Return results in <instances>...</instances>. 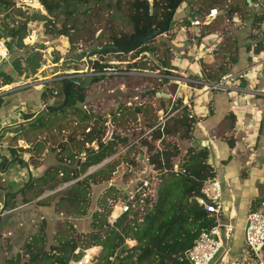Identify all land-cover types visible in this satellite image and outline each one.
I'll list each match as a JSON object with an SVG mask.
<instances>
[{
  "label": "trees",
  "instance_id": "16d2710c",
  "mask_svg": "<svg viewBox=\"0 0 264 264\" xmlns=\"http://www.w3.org/2000/svg\"><path fill=\"white\" fill-rule=\"evenodd\" d=\"M45 14L36 12L32 16L22 7H17L15 0H0V39H4L9 48L10 54L15 49L23 50L26 47V41L30 37V25L35 20L44 22L46 32L67 36L74 43L73 35L80 33L77 28L76 19L80 14L89 16L93 13L99 17L102 10H108L113 20L117 17L122 19L126 16L125 23L129 30L123 28H109V32L102 34L106 37L104 44L107 46H126L133 43L134 38L140 35L151 33L154 30L164 28V22L171 16L172 9L176 0H39ZM198 0H182L177 7L173 16L171 29L174 28L180 12V6L186 2L190 6L191 12L188 16L181 19V27L186 29L191 26V21L196 18L206 19L214 2H199L197 7L193 3ZM256 0H244L246 6L254 5ZM92 5H94L92 7ZM233 11L236 12L234 9ZM244 19L247 15L243 14ZM106 19V18H105ZM251 25H258L262 30L264 25V14H254ZM111 27V26H110ZM100 37V35H99ZM155 40V39H154ZM153 41V40H152ZM150 41V42H152ZM204 39L198 41L202 43ZM131 53L137 55L143 52L147 45ZM260 42H258L259 44ZM103 45H100V47ZM234 54L233 63H238L239 51ZM219 50V49H218ZM260 51V48L256 49ZM38 52H27L23 59L14 60V67L18 75L29 78L37 73L41 68V60ZM125 55L117 54L116 58ZM101 57V56H100ZM60 57L55 59L58 62ZM95 61V60H94ZM94 69H101L99 62H94ZM230 72L219 67L217 72H205L206 80L211 83H218L223 77ZM170 75V72H164ZM172 75V74H171ZM2 77L1 85L11 84L13 78L4 72H0ZM66 81H61V85ZM46 86V85H45ZM47 86L46 90L41 93L42 103L48 104L50 97L55 93L63 96V88ZM86 92L77 85H72L69 95L68 109L73 112L77 109V102L85 100ZM60 102L55 105H59ZM3 105V98L0 96V108ZM181 108L182 115L176 120V131L178 135L185 140H191V132L196 119L191 114L190 108L183 105L181 101L176 102L172 110ZM128 113L136 115L142 112L141 106L135 108H126ZM57 114V113H54ZM34 113H27L22 119L27 120L34 117ZM125 112L119 106L116 113H113L114 119L117 116H123ZM63 119V116H61ZM92 128L85 132L87 126L83 127L81 132L83 148L79 151H72L80 143L79 140L71 146H60L57 164L50 166L45 173L36 178L24 191L25 195L33 191V197L41 196L45 191H52L56 188L68 184L58 193V207L67 206L72 212L76 211L82 215L87 214L90 208V194L92 186L99 183L109 182L113 176L115 160L123 154L113 158L110 162L97 170L89 173L93 166L101 164L106 159L118 154L122 148L128 147V141H122L111 138L104 141L107 132L105 119L99 116L96 118L93 114L82 115V120L91 122ZM57 117H53L52 123H56ZM113 120V119H112ZM48 124L39 118L31 124L21 125V131L13 137L18 139L26 136L38 127L45 128ZM164 130V127H163ZM185 130V131H184ZM165 131V130H164ZM184 133H183V132ZM162 134L165 135V132ZM160 133V137L162 135ZM230 144L232 146V141ZM86 143H96V147H86ZM132 149L130 146L128 149ZM45 149L44 143L38 141L34 148H17L12 149L11 153L15 158L20 157V153L34 151L42 154ZM162 149V148H161ZM179 150V149H178ZM64 151L68 154L61 156ZM33 153V152H31ZM178 152L170 150H160L152 154L149 158V164L158 170L155 177L158 176L156 192L153 197H146L141 202V197L136 194L135 199L131 202L128 211L121 213L114 222L109 221V214L112 211V205L123 196L119 188L110 185L109 192L103 195L99 201L98 209L92 213V221L88 231H75V236L62 235L66 227L75 229L71 222L67 221L58 228L54 237L55 244L48 246L46 234V221L39 223V230L27 239L23 250L27 259L23 264H69L71 261H78L84 255V250L91 247L100 246L101 249L95 254L90 264H191L187 259V252L194 246L200 233L204 230L211 229L216 225V218L210 212H207L202 205L198 203L197 197L201 196V188L208 178L215 176L214 168L208 163L210 152L207 148L188 147L184 155H178ZM178 157V158H177ZM178 165L172 161L178 160ZM33 162V156H30ZM73 165L75 167L66 166ZM133 164L132 162H129ZM128 163V164H129ZM24 166L23 162H18ZM176 167V168H175ZM71 182V183H70ZM60 193V194H59ZM2 195V194H1ZM112 197L113 202L109 205L108 198ZM52 196L43 198L40 203L44 204ZM9 202V201H8ZM263 209L264 199L257 198L252 210ZM64 229V230H63ZM68 233H71L68 231ZM129 242H134L130 244ZM264 254V250H263ZM9 264L19 263L17 259L8 260Z\"/></svg>",
  "mask_w": 264,
  "mask_h": 264
},
{
  "label": "rangeland",
  "instance_id": "374dc122",
  "mask_svg": "<svg viewBox=\"0 0 264 264\" xmlns=\"http://www.w3.org/2000/svg\"><path fill=\"white\" fill-rule=\"evenodd\" d=\"M199 2H207V4L214 2L212 8H216L218 14L210 25H200V27L194 31L195 36L193 37L197 41L194 54L196 55L198 53L197 50H199V45H201L198 41L204 39L203 42L208 46L209 43L206 44V38L220 37L219 50L212 54L213 57L211 61L208 63H206V61H199L201 69L203 72L211 70L217 72L219 67L222 66L229 72H233L235 66L233 58L234 54L236 52L238 53L237 49L244 47L249 51L251 47L257 48L260 44L257 42V45H255L256 41L261 38L262 30L258 25L252 26L251 23L255 13L259 15L264 14V0H256L255 4L251 7L246 6L244 0H198L196 3H193V7L196 8ZM93 6L94 5H92V7ZM204 6L205 11H210V5L206 7L205 4ZM234 9L236 12L233 11ZM23 10H26L32 16L36 13L35 9L27 6H25ZM108 12V10H102L99 17L94 16L93 13L89 16L80 14L76 19L77 28L80 30V33L73 35L74 43H72L67 36L54 34L48 31L46 32L44 22L35 20L30 25V37L29 40L26 41V47L23 50L15 49V51L10 54L9 58L0 64V72L9 74L14 80L9 85L0 86V93L8 89L16 91L18 88H21V90L36 88L38 91L46 90L49 94L46 88L48 85L60 88V83L56 79L59 78V76H69L77 72L84 76L87 73H91L95 85L90 92L87 93L85 102L79 103L78 101L76 103L77 106L83 109L86 103L97 107L95 110L106 116L103 119L108 121L111 119L112 121L111 124L109 123L108 126H106L107 132H109L111 136L112 132H114L122 137H128V147L122 148L118 154L101 163L105 165L120 153L123 154L115 160L113 176L110 181L92 186L90 208L87 214L82 215L76 211L72 212L67 206L57 208L62 211L63 215L61 217H63V219L57 222L58 225H55L54 228L56 229V233L58 232V228L67 221L71 222L75 228L70 229L66 227V231H63L62 235L75 236L74 230L86 232L90 229L92 213L94 210L98 209L99 201L107 192L110 193V195L113 193L108 190L110 185H113L116 189L119 188L120 190L129 192L139 178H150L151 189L156 188L159 179L158 176L154 177V174H156L158 170L149 164V158L156 150L179 151L178 155H184L190 146V142L183 137L180 138L176 131L177 125L175 122L182 115V110L181 108L172 110L173 105L178 102L171 97L175 88L174 86L165 87V80L160 77L164 72L174 74L171 60L173 56L174 58L176 57L175 60L180 59L177 54V44L171 42L174 36V28L166 35H162L150 42L146 49L137 55L126 54L125 56L116 58L114 54H111L106 57H94V62H99V64L104 67L101 69H94L93 65L92 69L88 70L85 55L92 50L105 47L106 37L102 34L108 33L109 28H113L114 30L117 28L129 30V26L125 23L126 16H124L123 19L117 17L113 20L112 15L106 17ZM243 14L247 15V19L242 17ZM1 18H3V15L0 16V19ZM190 38H192V36H190ZM100 45L103 46L100 47ZM27 52H38L41 60V68L35 75L29 78L18 75V71L13 63L14 60H22ZM184 52L182 63L184 69H186V67L189 68L190 63L185 57L190 54L187 49ZM57 57H60V59L58 62H55ZM200 58H202V56L199 57V59ZM248 58L252 60L251 56L247 57V59ZM173 64L176 65L175 63ZM95 72L98 74L93 75ZM2 79L3 78L0 77V85ZM62 100L63 96L61 94H54L50 97L49 104L55 105L58 102L61 103ZM118 104H121L120 106L123 108L125 115L117 116L114 119L112 113L116 111L115 109H117ZM39 105H42V101H40ZM137 106H141L142 112L137 114V118L135 119L133 114L127 112L126 108H135ZM27 113H30V111H27ZM27 113H22V115L24 116ZM108 114H111V116H108ZM60 115V113L54 114L49 112L43 114L40 117L41 120L45 121L50 127H38L30 132L27 131V135L22 137L26 143L41 141L45 144L47 149H53L56 161L58 157L56 149H59L61 145H72L73 148V146H75L73 145L74 142L79 140L80 143L77 145L78 147L72 151L77 152L83 148V135L80 136L83 129H81L80 125L75 127L76 119L73 117V114L68 115L66 120L61 119ZM23 116H21V118H23ZM51 116L58 118L56 123L51 124ZM162 120L163 123L160 124ZM162 132H165V135L162 134ZM160 133L162 134L161 137ZM32 145L34 146V144H31L30 147ZM88 145H90V147H96V143L94 145L86 144L85 146L88 147ZM130 146H133V148L128 149ZM31 149L33 148L31 147ZM67 154L68 151H64L61 156ZM34 155L39 158L41 154L34 152ZM40 158H42V156ZM178 161L179 159L172 161V163L178 165ZM40 162L41 161L38 159L37 163ZM129 162L133 163V173H127L125 169L127 165H130ZM101 164L91 167L88 172L91 173L97 170L100 168ZM66 166L75 167V164ZM22 167L26 171V175H24L22 181L25 184L27 181V169H25V165L21 166V168ZM151 170L156 173H153ZM68 184H64L60 187L63 189ZM262 192L261 198L264 199V189ZM30 195L31 194H28L27 196ZM110 195L108 198L109 205L113 202ZM1 199H3V194L1 195ZM118 199L123 200L124 198L119 196ZM0 203L2 204V201ZM119 210L120 206L115 202L112 205L111 214L117 213ZM111 214H109V216ZM40 220L41 219H39V221ZM35 223L37 227L33 225V229L36 233L37 230H39V223L37 221ZM33 229L31 230V235L35 234H32ZM68 231L71 233H68ZM26 243L27 240L21 239L17 244L18 252H8L6 263L4 256H2V250L0 249V264H9L8 260L13 259H17L19 262L17 264H23L28 257L23 250V246ZM97 247L100 246L85 250L94 248L93 251H95Z\"/></svg>",
  "mask_w": 264,
  "mask_h": 264
},
{
  "label": "crops",
  "instance_id": "0c3cea01",
  "mask_svg": "<svg viewBox=\"0 0 264 264\" xmlns=\"http://www.w3.org/2000/svg\"><path fill=\"white\" fill-rule=\"evenodd\" d=\"M179 12L171 42L177 44L180 59L175 60L176 57L173 56L171 60L174 74H163L160 77L164 78L165 87L174 86L175 91L171 97L188 106L196 119L191 140L188 141L189 147L209 150L208 161L210 160L215 176L222 183L224 208L220 220V235L224 245L211 264H254L257 257L246 243L245 229L247 215L254 208L256 199L262 197L264 189V96L260 93L264 87V25L261 38L255 44L260 42L257 46L260 51L254 47L249 51L241 47L239 60L233 72L222 78L223 86L208 90V84L211 82L206 80V74L202 71L199 61L208 63L213 55L204 54L202 58H196L194 52L197 41L193 36L197 28L181 27V19L191 12L188 3L184 2ZM213 19L206 26L210 25ZM219 38H206V44L209 43L210 46L211 43L219 42V47ZM186 49L190 55L185 58L190 66L184 69L182 56ZM249 56L252 60L247 59ZM41 93L42 91L36 88L3 90L0 93L3 98V105L0 108V129L24 121L21 118L22 113L30 111L36 114L41 110L44 106L43 103L39 105ZM20 131V126H14L5 130L0 137L1 154L7 156V161L0 169V202L3 203L1 194L15 193L8 197V211L0 223V249L5 263L8 252H18L17 244L21 239L27 240L32 236L31 230L33 225L37 227L36 221L38 223L46 221L47 244L54 245L56 236L54 227L63 219L62 211L57 209V193L62 187L45 191L39 197H33V191L25 195H22L24 190L16 193L25 185L22 181L26 171L18 162L8 165V161L15 158L11 150L34 148L33 145L30 147L34 142L26 143L22 137L13 139ZM229 140L232 141V146ZM45 148L40 155L42 158H37L34 151L20 153L19 158L28 164L32 172V182L41 177L50 166L57 164L53 149ZM56 150L59 155L60 148ZM30 156H33V162L30 161ZM38 159L40 163H37ZM28 194L31 195L27 196ZM47 196L52 197L41 204L40 201Z\"/></svg>",
  "mask_w": 264,
  "mask_h": 264
},
{
  "label": "built area",
  "instance_id": "2783aa9c",
  "mask_svg": "<svg viewBox=\"0 0 264 264\" xmlns=\"http://www.w3.org/2000/svg\"><path fill=\"white\" fill-rule=\"evenodd\" d=\"M17 7L24 8L25 6L35 9L36 12L45 14L43 6L39 0H15ZM218 14L216 8H211L207 14L206 19L196 18L191 21V27L199 28L200 25H207L212 18ZM218 43L206 46L205 43L199 45L196 58L203 56L204 54H213L219 49ZM10 56L9 48L4 39H0V64L5 62ZM262 61V60H260ZM223 81L218 83H209V89L221 88ZM264 96V87L260 92ZM163 123V120L160 124ZM111 138V135H108ZM176 168V167H175ZM127 173H133V165H127L125 167ZM153 173L155 171L151 170ZM157 174V173H156ZM154 174V177L155 175ZM123 192V200L118 199L116 203L120 206V210L117 213H112L109 216V221L114 222L116 218L123 212L129 210L131 202L135 199L136 194L141 197V202L146 197H153L156 192V188L151 189L150 178H139V180L133 185V188L129 192L121 190ZM198 203L204 207L207 212L213 214L216 218V225L211 229L204 230L200 233L194 246L187 252V259L191 264H211L213 259L219 254L223 248V240L220 235V220L223 214V189L221 180L213 176L208 178L203 183L201 188V196L197 197ZM245 240L249 248L256 255V261L254 264H264V212L263 209L252 210L247 215V225L245 229ZM93 257L90 250H85L84 255L78 261H71L69 264H90ZM231 264V263H229Z\"/></svg>",
  "mask_w": 264,
  "mask_h": 264
},
{
  "label": "water",
  "instance_id": "95a60500",
  "mask_svg": "<svg viewBox=\"0 0 264 264\" xmlns=\"http://www.w3.org/2000/svg\"><path fill=\"white\" fill-rule=\"evenodd\" d=\"M181 1L182 0H176L175 1L173 9H172L171 16L164 22V28L163 29L154 30L151 33H147V34H144V35L137 36L136 38H134L133 43L131 45L118 46V47L107 46V47H104V48H101V49H98V50H92V51L88 52L85 55V60L87 62L88 70L92 69L94 57H97V56L106 57V56L111 55V54H114V55H117V54H122V55L131 54V53L135 52L136 50H138L139 48H141L146 43H148V42H150V41H152V40H154V39H156V38H158V37H160L162 35H166L171 29V23L173 21V16L176 13L177 7L181 4ZM56 79L59 80V79H63V78H56ZM87 82H88V79L86 80V84H87ZM77 84H80V82H78L74 77H67L66 78V83L64 85V101H63V103L61 105L52 106L51 104H47V105L43 106L41 108V110H39L34 115V117H32L30 119H27V120H24V121H21V122H18L15 125L2 127L0 129V137L4 133L5 130H7V129L11 128V127L34 123L43 114H45L47 112L54 113V112L61 111L68 104L70 90H71L72 85H77ZM114 138L122 140V141H127L128 140V137H122L121 135H114ZM1 150L2 149H1V144H0V169H1L2 164L7 161V156L5 154H1ZM20 161L23 162L24 164H26L28 179H27L25 185L22 188H20L16 193L22 192L25 188H27L31 184V182L33 180L32 172H31L28 164L26 162H24L23 159H21V158H13V159L8 161V165H10L12 163H15V162H20ZM208 163L211 164L210 160L208 161ZM102 165H104V164H101V166ZM88 173H90V172H88ZM13 194H15V193L5 192L4 195H3V203H2V207L0 208V223H1V220L3 218V215L8 211V197L13 195ZM0 241H1V226H0ZM98 249L100 250L101 247L95 248V251H93L94 248L90 250L92 257L95 256V254L98 252Z\"/></svg>",
  "mask_w": 264,
  "mask_h": 264
},
{
  "label": "flooded vegetation",
  "instance_id": "af4514ba",
  "mask_svg": "<svg viewBox=\"0 0 264 264\" xmlns=\"http://www.w3.org/2000/svg\"><path fill=\"white\" fill-rule=\"evenodd\" d=\"M93 63H94V61H93ZM93 67V66H92ZM98 73L97 72H95V73H93V75H97ZM85 76V77H84ZM84 76H82L81 74H79L78 72L76 73V74H73V75H69V76H59V78H63V79H59V80H57L59 83H60V87H62V85H61V81H63V80H65L66 81V78L67 77H74L78 82H80V84H77V86H79L80 88H82V89H84L85 90V92H86V95H85V98L87 97V93L88 92H90V90L93 88V86L95 85V82H94V80L92 79V74L91 73H87V74H85ZM88 79V82H87V84H86V80ZM66 83V82H65ZM65 83L63 84V100L61 101V103L59 104V105H61L62 103H63V101H64V85H65ZM56 94V93H55ZM110 99V98H109ZM109 99H106V100H109ZM86 100V99H85ZM85 100L83 101V103L85 102ZM68 103H69V101H68ZM79 103H81L80 101H79ZM49 104V103H48ZM45 105H47V104H45ZM103 105H104V103H103ZM121 104H118L117 105V108H119V106H120ZM52 106H58V105H52ZM67 106H68V104H67ZM64 107L61 111H58V112H54V113H60L61 114V116H63V120H66L67 119V116L68 115H70V114H73V117L76 119V121H75V127H78L79 125H80V127H81V129H83V127H85V126H87V128L85 129V132H89L90 130H91V126H92V124H93V121L95 120V118H93L92 120H91V122H87L86 120H82V115H84V114H93L96 118H98L99 116H101V117H106L105 115H103V114H100L99 112H97V110H95L97 107H95V106H92L91 104H84V106H83V109H81V108H79L78 106H77V109L73 112L72 110H70V109H68V107ZM105 106H106V104H105ZM100 108V107H99ZM116 111H117V109H115ZM116 111H114L115 113H116ZM113 112V113H114ZM112 113V114H113ZM108 116H111V114H108ZM51 118H52V120H53V117L51 116ZM51 120V121H52ZM111 119H109V121L108 120H106L105 121V125L106 126H108V124L110 123L111 124ZM47 127H50L49 125L47 126ZM109 135V132H107L106 134H105V136H104V141H107V140H109V139H111V138H113L114 137V135H118V134H115L114 132H112V136H111V138L108 136ZM80 136H81V133H80ZM33 144V143H32ZM35 144V143H34ZM86 144H89V143H86ZM93 145L95 144V143H92ZM88 147H90V145H88Z\"/></svg>",
  "mask_w": 264,
  "mask_h": 264
}]
</instances>
